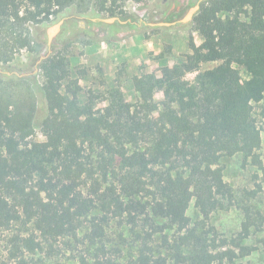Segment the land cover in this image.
<instances>
[{
  "label": "trees",
  "instance_id": "trees-1",
  "mask_svg": "<svg viewBox=\"0 0 264 264\" xmlns=\"http://www.w3.org/2000/svg\"><path fill=\"white\" fill-rule=\"evenodd\" d=\"M127 1L0 0V65L34 50L32 29L52 16L68 9L85 15L92 7L117 16ZM193 23L204 43H191L192 52L165 66L161 77H135L134 104L118 82H104V91L90 90L83 100L76 85L88 72H74L62 52L41 63V84L0 74V229L31 225L52 244L79 241L90 219L87 237L95 244L112 215L126 214L129 223L144 226L136 256L126 264L235 259L228 240L218 241L214 227L211 236L192 225L187 212L195 200L209 225L215 212L233 205L223 157L243 154L264 170L263 136L253 114L254 103L264 99V0H205ZM215 61L220 64L187 79ZM236 65L247 69L246 79ZM157 92L164 94L160 101ZM38 93L46 105L41 120ZM98 101L108 104L95 110ZM37 128L44 141L33 138ZM251 224L244 222V236ZM156 235L166 254L152 245ZM25 240L42 248L32 237Z\"/></svg>",
  "mask_w": 264,
  "mask_h": 264
},
{
  "label": "rangeland",
  "instance_id": "rangeland-1",
  "mask_svg": "<svg viewBox=\"0 0 264 264\" xmlns=\"http://www.w3.org/2000/svg\"><path fill=\"white\" fill-rule=\"evenodd\" d=\"M163 2L164 0H128L124 5L126 14L117 16L99 14L92 7L85 16L97 23L101 29L111 26L110 34L104 37L85 30V25L89 24L88 18L76 14L71 9L65 10L61 16H52L50 21L34 27L32 32L35 49L16 52L11 62L0 65V74L28 76L41 84V63L48 57L62 52L68 56L74 72H88L84 77L78 78L76 85L83 100H86L90 90L104 91V82H118L127 101L134 104L138 99L134 86L135 77H161L165 66H175L192 52L191 43H204V38L194 23L184 28L170 27L171 22L157 21V14L166 8ZM195 7L186 11L187 17L183 21L189 19V13ZM131 19L142 20L145 26L137 27L135 22L129 24ZM58 24L59 29L54 31L50 39V32ZM154 25L157 27L152 28ZM219 64V61L203 63L200 70L189 73L187 79L193 81L200 71ZM236 67L243 79H246L247 69L240 65ZM155 98L157 101L162 100L163 92H157ZM98 102L95 110H102L108 104L105 101ZM38 106V118L41 120L46 113V105L40 93ZM253 114L262 131L263 147L259 153L264 162V99L254 103ZM33 138L38 141L45 140L41 128H37ZM222 165L224 179L233 190V205L229 210L215 212L209 225H204L203 217L193 200L187 212L192 225L208 231L211 236V227H214L218 241L222 238L228 240L229 246L235 250L236 257L233 261L225 259L215 264H264V170L253 162L251 157L247 158L243 154L223 157ZM89 220L79 231V241L67 237L52 244L31 225L28 228L20 224L1 228L0 264H82V257L90 262L100 259L126 264L131 256L136 254L140 245L138 235L144 232L143 221L132 224L126 214L112 215L105 235L92 244L87 237L91 230ZM246 220L252 223L248 236H244L243 231ZM167 233L173 239L174 231L169 230ZM28 237L40 242L42 248L30 247L25 240ZM161 243L162 237L156 235L152 245L166 254L167 251L160 246Z\"/></svg>",
  "mask_w": 264,
  "mask_h": 264
},
{
  "label": "flooded vegetation",
  "instance_id": "flooded-vegetation-1",
  "mask_svg": "<svg viewBox=\"0 0 264 264\" xmlns=\"http://www.w3.org/2000/svg\"><path fill=\"white\" fill-rule=\"evenodd\" d=\"M205 0H164L163 4L166 6L159 14H157L156 18L157 21H166V22H171L170 27L173 26H181V27H188L190 26L195 19V16L201 9L202 3ZM199 6V9H197L192 16L183 21L187 16H186V11L192 7ZM82 17H86L85 15H80ZM88 18V17H86ZM89 21V24L84 28L85 30H89L93 33L100 34L102 37L110 34L111 32V26H109L106 29H101L97 23H94L91 19H87ZM132 21H129V24L132 22H135L137 27L140 26H145V22L142 20H134L131 19ZM75 21V20H74ZM82 23V22H81ZM157 27V25L152 26V28Z\"/></svg>",
  "mask_w": 264,
  "mask_h": 264
},
{
  "label": "water",
  "instance_id": "water-1",
  "mask_svg": "<svg viewBox=\"0 0 264 264\" xmlns=\"http://www.w3.org/2000/svg\"><path fill=\"white\" fill-rule=\"evenodd\" d=\"M197 9H199V6H196L195 8H194V10H192L190 13H189V18L192 16V14L197 10ZM59 26H60V24H58L55 28H54V31H56V30H58L59 29ZM54 31L53 32H50V39L52 38V34L54 33Z\"/></svg>",
  "mask_w": 264,
  "mask_h": 264
},
{
  "label": "bare ground",
  "instance_id": "bare-ground-1",
  "mask_svg": "<svg viewBox=\"0 0 264 264\" xmlns=\"http://www.w3.org/2000/svg\"><path fill=\"white\" fill-rule=\"evenodd\" d=\"M189 18V17H188ZM54 31V29H52V31L51 32H53Z\"/></svg>",
  "mask_w": 264,
  "mask_h": 264
}]
</instances>
